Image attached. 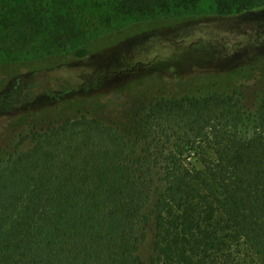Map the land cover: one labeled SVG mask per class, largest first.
<instances>
[{
    "label": "trees",
    "instance_id": "obj_1",
    "mask_svg": "<svg viewBox=\"0 0 264 264\" xmlns=\"http://www.w3.org/2000/svg\"><path fill=\"white\" fill-rule=\"evenodd\" d=\"M200 1L110 3L152 21ZM210 1L217 15L264 6ZM5 26L6 51L33 46L27 14ZM69 37L0 63V264H144L145 252L148 264H264V70L246 59L180 76L174 56L153 54L76 71L92 48L65 49ZM23 67L76 81L35 91L46 77L25 82Z\"/></svg>",
    "mask_w": 264,
    "mask_h": 264
},
{
    "label": "rangeland",
    "instance_id": "obj_2",
    "mask_svg": "<svg viewBox=\"0 0 264 264\" xmlns=\"http://www.w3.org/2000/svg\"><path fill=\"white\" fill-rule=\"evenodd\" d=\"M210 2L200 1L198 13L193 12L197 15L187 12L184 18L171 14L143 21L130 15L121 18L123 15L112 9L110 0H0V19L3 18L0 21V39L12 31L7 29L13 27L6 28L5 24L14 15L27 14L29 19L39 24L38 33L32 40L33 46L20 54L16 49L6 51L0 43V63L59 51L62 48L58 47L56 36L67 32L70 37L65 49L83 45H91L92 48L89 59L75 63L73 68L76 71L83 67L102 69L106 62L119 63L126 58L147 60L153 54L160 59L165 55L174 56L173 64L179 69L180 76L184 75L183 72L197 74L234 68L246 59L253 64L250 71H263L264 63L258 58L264 60V6L239 14L217 15L210 8ZM58 3L65 8L58 10ZM64 17L67 24L63 23ZM149 23L154 24L145 28ZM185 55L191 57L192 64H188L189 58ZM254 55L259 56L257 61L251 58ZM21 70L26 73L23 76L25 82L38 83L46 77L45 83L37 85L35 91L46 84L55 87L57 79L62 80L58 85H62L64 79H73L74 83L77 75L73 70L54 69L48 73H44V69L25 72L23 67ZM0 78L7 77L0 74ZM148 257L149 252H145L144 264H148Z\"/></svg>",
    "mask_w": 264,
    "mask_h": 264
}]
</instances>
